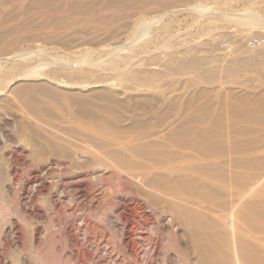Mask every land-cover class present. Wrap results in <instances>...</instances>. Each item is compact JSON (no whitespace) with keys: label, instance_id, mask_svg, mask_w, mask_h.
I'll return each mask as SVG.
<instances>
[{"label":"bare ground","instance_id":"bare-ground-1","mask_svg":"<svg viewBox=\"0 0 264 264\" xmlns=\"http://www.w3.org/2000/svg\"><path fill=\"white\" fill-rule=\"evenodd\" d=\"M242 15V27L256 26V15ZM115 57L106 63L109 69L126 56ZM20 67L0 69V92L17 77H42L52 84L32 85L34 106L28 112L20 107V117L11 115L17 133L0 149V264H218V253L229 244L223 228L233 234L239 264L237 216L224 213L232 205L222 202L214 220L196 211L191 189L197 176L198 183L203 180L196 174L201 172L194 173L188 153L172 149L190 151L193 145L175 135L176 94L99 88L110 77L63 70L39 74ZM165 123L175 132L158 136ZM137 166L148 170L147 177H132L128 171ZM203 168V175L213 170ZM180 185L186 198L178 193ZM212 191L207 196L217 195ZM217 193L222 199L223 192Z\"/></svg>","mask_w":264,"mask_h":264},{"label":"rangeland","instance_id":"rangeland-1","mask_svg":"<svg viewBox=\"0 0 264 264\" xmlns=\"http://www.w3.org/2000/svg\"><path fill=\"white\" fill-rule=\"evenodd\" d=\"M241 13L244 19L256 15V26L242 27ZM143 41L146 49L137 50ZM19 53L25 61L24 56L15 58ZM114 54L126 57L109 69L106 63L115 60ZM15 65L39 74L63 70L110 77L99 88L176 94L175 135L193 145L190 151L172 149L181 156L188 153L194 173L198 168L201 174H196L208 185L201 188L194 174L196 211L213 219L221 215L222 202L232 205L224 213L238 219L239 264H264V0H0V69ZM45 80L17 77L0 92V149L17 133L11 115L20 117L33 108L32 85L52 84ZM167 124L158 136L173 131ZM202 164L214 171L203 175ZM128 172L147 177L148 170L133 167ZM184 187L177 190L181 198H186ZM214 190L224 198L217 192L207 196ZM223 231L229 244L222 246L217 262L235 264L236 242L230 229Z\"/></svg>","mask_w":264,"mask_h":264}]
</instances>
